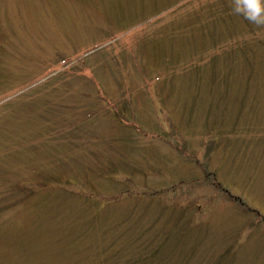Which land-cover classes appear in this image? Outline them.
Here are the masks:
<instances>
[{
  "label": "rangeland",
  "instance_id": "obj_1",
  "mask_svg": "<svg viewBox=\"0 0 264 264\" xmlns=\"http://www.w3.org/2000/svg\"><path fill=\"white\" fill-rule=\"evenodd\" d=\"M232 6L0 0V264H264V27Z\"/></svg>",
  "mask_w": 264,
  "mask_h": 264
},
{
  "label": "clouds",
  "instance_id": "obj_2",
  "mask_svg": "<svg viewBox=\"0 0 264 264\" xmlns=\"http://www.w3.org/2000/svg\"><path fill=\"white\" fill-rule=\"evenodd\" d=\"M232 11L250 23L264 27V0H233Z\"/></svg>",
  "mask_w": 264,
  "mask_h": 264
},
{
  "label": "trees",
  "instance_id": "obj_3",
  "mask_svg": "<svg viewBox=\"0 0 264 264\" xmlns=\"http://www.w3.org/2000/svg\"><path fill=\"white\" fill-rule=\"evenodd\" d=\"M176 3H177V2H176ZM235 16H236V14H235ZM235 16H234V17H235ZM217 41H218V40H217ZM156 249H157V250H160L159 248H156Z\"/></svg>",
  "mask_w": 264,
  "mask_h": 264
}]
</instances>
